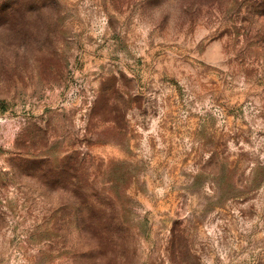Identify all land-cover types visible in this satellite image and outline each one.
<instances>
[{
	"label": "rangeland",
	"instance_id": "374dc122",
	"mask_svg": "<svg viewBox=\"0 0 264 264\" xmlns=\"http://www.w3.org/2000/svg\"><path fill=\"white\" fill-rule=\"evenodd\" d=\"M6 3L0 264H264V0Z\"/></svg>",
	"mask_w": 264,
	"mask_h": 264
},
{
	"label": "trees",
	"instance_id": "16d2710c",
	"mask_svg": "<svg viewBox=\"0 0 264 264\" xmlns=\"http://www.w3.org/2000/svg\"><path fill=\"white\" fill-rule=\"evenodd\" d=\"M38 0H9V3H6V5H11V8H20L23 5L31 6L32 4H35ZM23 2L22 4H20ZM5 7L4 0H0V9Z\"/></svg>",
	"mask_w": 264,
	"mask_h": 264
}]
</instances>
